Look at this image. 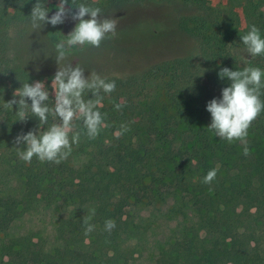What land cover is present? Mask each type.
<instances>
[{
    "label": "trees",
    "instance_id": "obj_1",
    "mask_svg": "<svg viewBox=\"0 0 264 264\" xmlns=\"http://www.w3.org/2000/svg\"><path fill=\"white\" fill-rule=\"evenodd\" d=\"M41 2L52 10L59 0ZM228 2L224 19L179 21L199 44V65L166 61L137 94L129 91L132 80L106 78L116 88L101 92L97 108L105 126L99 135L89 139L76 120L74 130L82 135L67 159L34 156L26 163L14 141L35 131L39 120L20 121L16 105H3L19 99L13 94L24 83L41 79L19 63L5 30L29 18L36 0H0V264H264V112L246 143H229L207 127L206 104L230 84L219 71L264 70V55L234 54L246 49L240 37L250 26L264 38V0ZM81 3L98 7L94 0H69L70 7ZM121 125L130 131L117 138ZM213 168L216 178L205 184ZM91 209L96 227L85 235L83 219ZM108 219L115 221L111 232Z\"/></svg>",
    "mask_w": 264,
    "mask_h": 264
},
{
    "label": "clouds",
    "instance_id": "obj_2",
    "mask_svg": "<svg viewBox=\"0 0 264 264\" xmlns=\"http://www.w3.org/2000/svg\"><path fill=\"white\" fill-rule=\"evenodd\" d=\"M73 8L76 11L71 15V19L78 23L67 36L62 35L66 39L55 45L58 69L51 82V85H54L53 105L50 107L48 104L49 91L43 81L24 83L13 94L19 99L13 98L3 105L8 110H12L13 105H16L20 121H26L29 115L39 120L35 131L18 134L14 141L18 156L26 163H30L34 156L41 162L60 163L67 159L72 152V146L78 144L82 135L81 131L74 130L76 120H82L84 134L89 139H95L105 126L104 115L98 110L97 105H100L103 99L101 92L110 94L115 90V81H107L95 72L85 76V69L77 64L73 66L72 62L59 65L67 60L66 46L71 48L90 45L98 48L109 34L114 37L117 19L102 18L99 7H90L83 3L70 7L69 0H59L56 11L49 16V8L45 7V2L36 0L30 13L32 27L39 30L45 24L52 26L63 24ZM86 15L88 19H85ZM240 40L250 56L264 55V38L255 25L250 26ZM218 76L221 79L227 78L230 84L221 90L220 99L213 98L206 104V110L211 115L208 130L229 143L234 141L246 143L248 129L261 112H264V101L260 99L261 89L264 88V70L258 67H245L243 70L233 71L224 67ZM86 93H90L92 98L85 99ZM29 100L30 104L27 102ZM121 107L120 104L115 105L117 110ZM50 115L58 118L59 123H53L45 129ZM128 131L130 128L127 125H121L116 133L117 138ZM21 145L24 146L23 150L20 149ZM244 154H250L247 147ZM217 171L216 168L209 170L203 182L211 184L216 178ZM94 215L95 209H91L90 214L83 219L86 225L85 235L90 234L96 227L90 223ZM114 228V220L105 221L106 231L111 232Z\"/></svg>",
    "mask_w": 264,
    "mask_h": 264
},
{
    "label": "rangeland",
    "instance_id": "obj_3",
    "mask_svg": "<svg viewBox=\"0 0 264 264\" xmlns=\"http://www.w3.org/2000/svg\"><path fill=\"white\" fill-rule=\"evenodd\" d=\"M8 1L16 3L18 0ZM94 1L101 9L102 18L117 19L116 35L112 37L109 34L98 48L90 45L66 46L67 60L59 66L72 62L73 66L77 64L85 69V76L95 72L105 79L132 80L129 91L134 94L147 87L152 71L166 61L187 58L193 65L201 63L199 44L181 31L178 25L180 19H212L216 16L224 19L232 8L228 0ZM55 11L49 10L48 15ZM75 11L71 9L68 18L60 25L45 24L41 29L34 30L29 17L5 30L9 45L16 49L19 63L39 77L48 88L50 107L54 102V85L51 82L58 69L55 45L66 39L63 36H67L78 23L71 19ZM88 18L86 15L85 19ZM234 54L242 59L248 57L246 49L235 50ZM201 77L203 82L208 80L205 73ZM49 123H59V120L51 116ZM22 225L28 227L27 222ZM22 225L18 226L25 229Z\"/></svg>",
    "mask_w": 264,
    "mask_h": 264
}]
</instances>
